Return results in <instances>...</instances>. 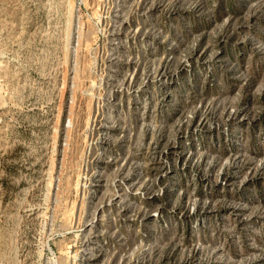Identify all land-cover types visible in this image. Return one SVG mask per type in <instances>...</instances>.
I'll use <instances>...</instances> for the list:
<instances>
[{
  "label": "rangeland",
  "instance_id": "obj_1",
  "mask_svg": "<svg viewBox=\"0 0 264 264\" xmlns=\"http://www.w3.org/2000/svg\"><path fill=\"white\" fill-rule=\"evenodd\" d=\"M0 264H264V0H0Z\"/></svg>",
  "mask_w": 264,
  "mask_h": 264
}]
</instances>
